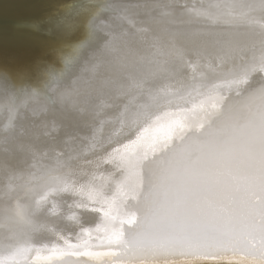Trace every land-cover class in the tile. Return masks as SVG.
<instances>
[{
  "label": "bare ground",
  "instance_id": "1",
  "mask_svg": "<svg viewBox=\"0 0 264 264\" xmlns=\"http://www.w3.org/2000/svg\"><path fill=\"white\" fill-rule=\"evenodd\" d=\"M212 3L215 0H0V97L6 93L13 101V105L0 102V169L15 168L33 147L47 152L53 162L56 153H63L61 159L68 167L56 175L70 188L53 185L36 194V201L45 199L28 218L30 223L0 214V264H264V254L247 252H224L216 260L179 255L131 259L130 252L109 242L134 211L117 167L121 157L151 155L153 149L159 154L166 144L180 143L182 136L200 131L201 124L235 100L223 80L201 77L199 72L195 81L188 72L159 82L156 90L163 89L167 96L139 120L131 137L139 139L130 144L124 137L130 126L137 127L131 125L130 114L144 98L129 94L115 99L114 65L124 56L119 40L150 31L154 19L178 16L181 6L186 5L183 12L191 15L189 10ZM110 31L119 39L116 50L106 52ZM57 84L81 94L70 99L64 110L67 115L42 111L46 99L24 107L27 96L51 95ZM84 94H91L90 102ZM125 105L128 116H122ZM113 147L120 153L109 161ZM12 174L17 177L13 185L35 188L40 183L39 176L27 171L17 169ZM7 186L0 171V207H14L17 198L28 202L23 192H9ZM82 186L97 193L93 200L74 190ZM80 204L89 210H82ZM101 207L107 216L90 210Z\"/></svg>",
  "mask_w": 264,
  "mask_h": 264
},
{
  "label": "snow or ice",
  "instance_id": "2",
  "mask_svg": "<svg viewBox=\"0 0 264 264\" xmlns=\"http://www.w3.org/2000/svg\"><path fill=\"white\" fill-rule=\"evenodd\" d=\"M186 7L181 6L174 18L154 19L151 30L140 36L119 40L124 56L114 65L115 99L129 94L144 98L130 114L131 125L137 127L130 126L124 138L136 144L139 137H131L138 131L139 120L166 98L167 93L155 86L188 72L193 81L197 72L223 80L234 91L235 100L201 124L200 131L182 136L180 143L166 144L159 154L153 149L151 155L121 157L117 167L123 176L121 183L128 186L127 203L134 211L109 242L130 252L128 258L143 260L177 255L216 260L224 252L264 254V0H215L200 10H189L191 15L183 12ZM109 34L106 52L115 51L119 39L113 31ZM80 95L74 87L57 84L51 95L32 94L23 103L28 107L46 99L42 111L67 115L64 110L70 99ZM84 96L86 102L91 101V94ZM0 102L13 105L6 93ZM128 114L125 105L122 116ZM119 153L113 147L109 161ZM62 156L56 153L53 162L47 152L33 147L15 168L0 169L8 180V191L23 192L28 198L27 203L17 198L14 207H0V214L10 221L30 223L28 218L45 199L41 196L36 201V194L53 185L70 189L56 175L68 167ZM17 169L39 176L38 187L13 185L17 177L12 173ZM74 190L88 200L97 195L83 186ZM256 196L261 197L259 201ZM79 207L84 210L87 205ZM90 210L108 215L103 207Z\"/></svg>",
  "mask_w": 264,
  "mask_h": 264
}]
</instances>
